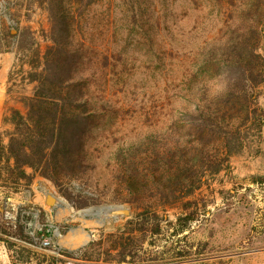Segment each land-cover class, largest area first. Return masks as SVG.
I'll return each instance as SVG.
<instances>
[{"label": "trees", "instance_id": "16d2710c", "mask_svg": "<svg viewBox=\"0 0 264 264\" xmlns=\"http://www.w3.org/2000/svg\"><path fill=\"white\" fill-rule=\"evenodd\" d=\"M32 8L47 18L44 46L21 26ZM263 40L264 0H0V53L14 51L13 66L29 67L22 83L34 84L20 99L25 112L4 118L12 128L0 133L1 186L19 192L38 175L80 208L131 207L125 227L61 256L90 259L107 242L124 262L149 236L180 240L198 219L209 177L244 150L248 127L264 126ZM204 69L224 71L222 90L210 87L214 75L200 80ZM104 121L119 125L106 158L103 140L90 143ZM131 121L142 129L124 130Z\"/></svg>", "mask_w": 264, "mask_h": 264}, {"label": "rangeland", "instance_id": "374dc122", "mask_svg": "<svg viewBox=\"0 0 264 264\" xmlns=\"http://www.w3.org/2000/svg\"><path fill=\"white\" fill-rule=\"evenodd\" d=\"M22 14L21 26H31L36 39L44 46L42 30L47 28L46 15L35 8ZM212 32L216 33V29ZM134 49L142 59L149 56L142 48ZM261 53H264V40ZM28 69L26 65L23 68L17 66L13 76V82L17 85L16 100L22 112H25V108L20 99L31 96L34 89V84L27 80L22 83V78L28 77ZM142 71L144 76L150 78L152 70L143 66ZM212 72V69L208 72L204 69L200 80L206 81L205 79L214 75L217 78L210 87L222 90L225 86L222 78L224 71ZM153 91L150 89L148 93ZM257 101L264 109V84L257 91ZM118 126L104 121L95 134L96 140L90 142L96 145L103 140L98 145L104 158L111 152L109 147L106 148L113 141L110 133L117 130ZM141 127L142 123L131 121L123 129L140 131ZM246 134L248 138L244 150L230 159L226 170L209 177L207 185L197 194L203 205L198 211L197 221L184 233L185 236L182 235L180 240L171 237L170 232L161 236H149L134 260L128 257L126 261L118 262L117 251H105L110 247L107 242L90 259L83 254H74L73 258L58 254L77 251L98 240L102 233L107 235L119 227H125V223L133 215L129 205L104 202L80 208L75 204V199H68L51 181L38 175L29 187H24L19 192H10L0 184V264H8L5 259L8 256L17 264H28L31 259L35 264H52V257L56 259L53 264H264V126L259 133L255 128L248 127ZM105 137L109 139L104 140ZM104 144L106 145L103 147ZM8 193L9 197L5 199ZM49 195L63 199L67 205L60 206L58 210L52 209L47 205ZM102 205L127 207L131 214L113 218L110 213L88 217L78 213L83 209ZM177 212L176 209H170L166 216L173 220ZM19 224L24 225V236H33L35 244H30L17 231ZM4 230H7L5 234ZM73 234L82 235L83 239L73 246L63 245L64 239ZM43 239L49 240L50 245L42 246ZM86 241L89 243L81 247Z\"/></svg>", "mask_w": 264, "mask_h": 264}, {"label": "crops", "instance_id": "0c3cea01", "mask_svg": "<svg viewBox=\"0 0 264 264\" xmlns=\"http://www.w3.org/2000/svg\"><path fill=\"white\" fill-rule=\"evenodd\" d=\"M15 57L16 55L13 52L0 53V133L12 128L10 124L4 123L5 116L12 108L19 109V102L16 100L15 86H13L14 82H10L9 80L10 73L15 63ZM60 206L61 205L57 204L51 208L58 210ZM5 259H7L8 264H13V261L10 260L9 256L5 257ZM31 261L33 260L31 259ZM31 261H29L28 264H35Z\"/></svg>", "mask_w": 264, "mask_h": 264}, {"label": "water", "instance_id": "95a60500", "mask_svg": "<svg viewBox=\"0 0 264 264\" xmlns=\"http://www.w3.org/2000/svg\"><path fill=\"white\" fill-rule=\"evenodd\" d=\"M58 203L62 207H63V205H67V202L61 198L54 197L53 195H49L47 197V205L49 207H54ZM78 213L84 217H88L91 215L99 216V215L104 214V213H108V214L110 213L114 218V217L119 216V215H128L129 216L131 214V211L129 208L123 207V206L102 205V206H95V207L83 209V210L79 211ZM101 223H103V221H101ZM88 243H89V241L84 242L81 245V247L85 246Z\"/></svg>", "mask_w": 264, "mask_h": 264}, {"label": "bare ground", "instance_id": "6f19581e", "mask_svg": "<svg viewBox=\"0 0 264 264\" xmlns=\"http://www.w3.org/2000/svg\"><path fill=\"white\" fill-rule=\"evenodd\" d=\"M66 212V211H65ZM83 236L79 235V234H73L72 236H69L67 238L64 239L63 241V245H71L73 246L75 243H77L78 241L82 240ZM85 241V240H84ZM70 248V247H69ZM74 248V247H73ZM72 249V248H71Z\"/></svg>", "mask_w": 264, "mask_h": 264}, {"label": "built area", "instance_id": "2783aa9c", "mask_svg": "<svg viewBox=\"0 0 264 264\" xmlns=\"http://www.w3.org/2000/svg\"><path fill=\"white\" fill-rule=\"evenodd\" d=\"M12 71H15V67L14 66H13ZM41 244H42V246L46 247V246L50 245V241L47 240V239H43Z\"/></svg>", "mask_w": 264, "mask_h": 264}]
</instances>
